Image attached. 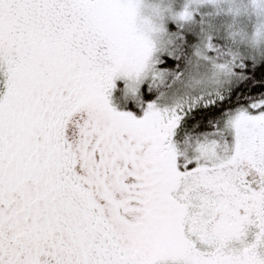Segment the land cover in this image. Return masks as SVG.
Returning <instances> with one entry per match:
<instances>
[{
  "label": "snow or ice",
  "instance_id": "obj_1",
  "mask_svg": "<svg viewBox=\"0 0 264 264\" xmlns=\"http://www.w3.org/2000/svg\"><path fill=\"white\" fill-rule=\"evenodd\" d=\"M0 264H264V0H0Z\"/></svg>",
  "mask_w": 264,
  "mask_h": 264
}]
</instances>
